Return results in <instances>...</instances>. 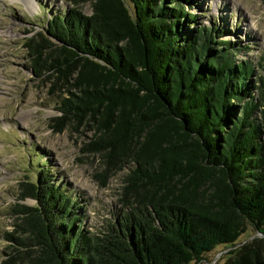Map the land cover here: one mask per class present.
Wrapping results in <instances>:
<instances>
[{"label":"trees","instance_id":"trees-1","mask_svg":"<svg viewBox=\"0 0 264 264\" xmlns=\"http://www.w3.org/2000/svg\"><path fill=\"white\" fill-rule=\"evenodd\" d=\"M69 1L23 49L51 91L68 81L53 121L94 124L90 149L128 165L122 210L105 234L77 229L41 169L20 184L9 264H198L220 246L224 264H264V238L238 243L264 236V59L251 79L189 0Z\"/></svg>","mask_w":264,"mask_h":264},{"label":"rangeland","instance_id":"rangeland-1","mask_svg":"<svg viewBox=\"0 0 264 264\" xmlns=\"http://www.w3.org/2000/svg\"><path fill=\"white\" fill-rule=\"evenodd\" d=\"M189 3L194 26L218 27L222 40L237 44L236 60L255 65V80L256 64L264 59V0ZM71 8L69 0H0V264H9L14 255L5 235L15 230L13 207L21 203L20 184L34 181L41 169L73 200L71 216L81 221L77 229L105 234L122 210L119 200L128 165L122 167L114 159L108 161L104 152L90 149L96 139L94 124L53 121L60 116L56 108L68 81L60 77L51 91L49 75L37 77L23 49L25 38ZM79 8L86 16L92 13L89 4ZM24 204L33 206L34 201ZM257 237L264 238L249 228L238 243ZM228 250L217 247L198 264H224Z\"/></svg>","mask_w":264,"mask_h":264}]
</instances>
